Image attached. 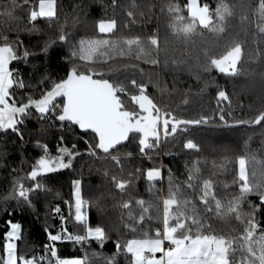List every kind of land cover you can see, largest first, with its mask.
Returning a JSON list of instances; mask_svg holds the SVG:
<instances>
[{"label": "snow or ice", "instance_id": "snow-or-ice-1", "mask_svg": "<svg viewBox=\"0 0 264 264\" xmlns=\"http://www.w3.org/2000/svg\"><path fill=\"white\" fill-rule=\"evenodd\" d=\"M28 3L29 0H23V4L12 0L11 7L6 5L0 10V17L17 19L16 9ZM111 4L114 12L117 7H123L126 19L122 27L129 34H117L119 29L115 15L97 21L99 35L79 40H74L61 24L57 40L68 45L69 67L58 80H49L45 75L40 83L48 81L47 87L38 96L21 93L20 99H17L15 89H24L26 85L18 69L11 65L21 58L26 60L30 53L25 50L23 57L18 55L17 48L22 44L18 36L10 42L7 35H0V133L11 132L23 141L21 126L33 116L40 121H58L61 128L67 124L70 128L76 126L85 132L90 131L92 140L85 141L87 150L83 154L115 166L116 171L110 180L120 194L128 193L141 176L152 192L156 182L164 179L163 166L153 164L146 169L135 167L134 171L127 172L125 178V165L121 161L122 158L131 159L132 153H124L122 157L119 149L126 142L135 141L140 156L151 161L154 155H159L162 142L167 144L169 138L187 133L190 126H207L212 123L213 117L199 114L196 118H185L178 114L179 105L173 108L165 102L161 106L148 95V84L138 83L136 79L129 81L135 89L134 93H130L122 81L113 78L118 71L113 62L134 59L155 66L160 63L158 56L163 50L164 64L167 66L169 39L187 46L207 32L216 38L213 43L221 50L213 52L209 48L202 49L203 71L216 70L235 77L241 73L239 65L244 58V48L236 39L218 43L226 37L229 22L235 14L234 5L228 0H217L214 8L202 0H185L183 5L175 0H166L160 6V11L168 17V34L163 40L156 29L133 33L130 27L151 22L155 9L151 0L147 3L128 0L126 5L111 0ZM249 7L252 20L249 21L247 15L241 16V24L253 23L260 38L264 39V0H256ZM27 19L32 25L30 31L38 30V19H46L51 26V22L58 19L57 0H38L35 6L27 9ZM51 43L54 41H46L42 51L46 52ZM184 51L187 52L186 47ZM256 51L259 56L260 49ZM196 59L199 63L200 56ZM181 63L183 60L171 59L173 65ZM120 67L139 68V65L121 63ZM139 70L143 75V69ZM164 91H168L167 87ZM129 97L134 107H129ZM223 101L231 106L227 92L220 88L216 93V115L221 126L264 127V107L248 118L226 120L225 115L231 117L232 113H225ZM181 103H190L187 94ZM63 141L64 137L61 136L53 155L48 144L36 140L35 146L41 149L42 154L35 159L25 176L13 179L11 191L4 199H15L18 205L33 207V196L45 187L41 178L62 169H72L74 161L82 153L77 150L76 144L67 146ZM245 145L247 149V142ZM183 148L199 152L201 146L192 138H187ZM213 167L224 169L225 165L213 162ZM186 173V179L179 181L169 169L167 188L155 190L154 203L136 197H129L120 203L121 209L127 210L126 216L122 213L120 222L132 234V238L117 239L112 254L93 252L89 256L85 252L83 256L63 257L59 255L58 242L83 245L94 240L103 248L109 239L105 227L89 223L85 209L93 202L84 198L82 182L75 179L72 181L73 201L65 203L69 204L70 216L76 225L82 227V234L68 230L67 218L57 205L52 211L59 216L60 228L53 232L45 227L48 243L43 245L41 254L29 256L18 250L22 225L8 220L0 243V264H95L93 257L101 256L103 264H119L120 257H124L127 264H264V155L246 150L236 156L233 178L230 184L223 183L222 194L218 193L213 179L202 176L199 158L190 165L186 164ZM104 175H109L107 168ZM25 181L31 183L26 185ZM253 194L258 198V203L249 199ZM146 218L160 220L162 226L156 227L154 233L141 231ZM215 221L221 222L220 227H214Z\"/></svg>", "mask_w": 264, "mask_h": 264}, {"label": "trees", "instance_id": "trees-1", "mask_svg": "<svg viewBox=\"0 0 264 264\" xmlns=\"http://www.w3.org/2000/svg\"><path fill=\"white\" fill-rule=\"evenodd\" d=\"M27 6L16 9L17 19L10 20L7 17H0V35H7L9 41H15L17 36L22 41L17 48L18 55L23 57L27 50L30 55L25 60L21 58L14 61L12 68L18 67L22 70V78L26 87L17 94L20 99L21 93H32L36 96L47 87L48 81L40 83L41 79L47 75L49 80L60 79L65 75L68 64V45L57 40L58 30L61 24L66 31L70 32L74 40L89 38L99 35L96 23L102 18H111L115 15L118 21V35L129 34L123 29V21L126 19L123 7L113 10L111 0H57L58 19L49 22L46 19H38L36 29L29 30L32 25L27 19V9L32 7L30 2ZM34 1V0H33ZM148 0H138L139 3H147ZM166 0L159 1L158 18L157 13L153 14L151 22L144 25H131L133 33L150 32L156 29L163 40L168 34V17L160 11V6ZM183 5L185 0H175ZM212 8L217 0H202ZM234 5V16L230 20V27L226 37L218 43L223 44L225 40L236 39L242 43L244 48V58L240 64L241 73L238 76H226L216 70L210 72L203 71L202 49L209 48L210 51L218 52L213 42L216 38L212 34L205 32L203 37L195 38V42L185 46L181 42L169 39L167 66L164 64L165 54L160 52L158 65H151L143 61L128 59L113 62L114 68L118 69L113 78L122 81L130 93L135 89L129 83L131 79H136L138 83L148 84V95L155 98L161 106L168 102L173 108L179 105L178 114L185 118H196L199 114H207L213 117L212 123L202 127H189L187 133L178 134L174 138H169L167 144L162 142L159 155H154L153 160L142 158L139 154L135 141H129L124 147L119 149V154L131 152V159H123L125 165V178L127 172L134 171L135 167H147L155 164L163 166V181L156 182L155 188L150 192L149 185L143 176L134 182V187L128 193L120 194L110 180L111 175L116 171L111 162L95 160L86 154L87 144L91 142L92 134L81 135L77 128H61L60 123L49 120L40 121L35 116L26 119L21 126L24 133L23 141L15 134L0 135V243L7 230L6 221L12 220L22 225V239L18 241V250L26 255H39L42 253L43 245L48 243L45 227L55 232L60 228L59 216L53 213L52 209L59 205L61 214L67 218V228L74 233L82 234L83 229L77 226L72 216H70L69 204L72 202V181L80 179L82 182V194L85 199L92 201L85 210L89 223L92 226L100 224L108 232L109 239L105 241L101 248L96 241L92 240L83 245H73L71 242H58L59 255L70 257L74 255L83 256L85 252L92 256L93 252L110 255L115 251V241L117 239H130L132 234L123 228L121 224L122 213L126 216V211L121 209L120 203L129 197L142 198L146 202H155L156 189L167 188V177L169 169L174 177L179 181L186 179V164L190 165L194 159H200L202 176L215 181L218 193L222 194L223 183H231L235 169L236 156L243 154L246 150H252L259 155H264V127H238L232 129H222L221 122L216 115L217 103L216 93L218 89H224L231 100L229 107L227 101L222 102L225 113L231 112L232 116L225 115L226 120L232 118H248L264 107V39H261L254 24L246 22L241 24V16L247 15L249 21L252 20L250 5L256 0H228ZM18 4H23V0H17ZM128 0H118V4L126 5ZM12 6V0H0V10L4 6ZM67 19V23L65 20ZM256 33V35H254ZM46 41H54L47 51H42ZM185 47L187 52L184 51ZM257 48L260 55L257 56ZM200 56L199 63L196 57ZM183 60L179 65L171 64V59ZM121 63H135L139 68H121ZM143 69V75L140 70ZM167 87V92L164 91ZM187 94L190 103L183 105L181 102ZM129 107H134L128 98ZM64 137L63 143L67 146L76 144L77 150L82 153L74 161L72 169H62L49 173L41 178L44 190L32 198L33 207L19 204L15 199L5 200L12 188V181L15 177L25 176L31 170V165L35 159L42 154L41 149L35 146V141L40 140L48 144L49 151L55 155L60 137ZM187 138H192L199 143V152L186 150L183 142ZM245 142H247V149ZM167 153V155L165 154ZM117 154V153H113ZM223 163L224 169L213 167ZM109 170V175H104V170ZM16 171H13V170ZM26 185L30 181H25ZM163 195V193H160ZM253 202L258 203V198L253 194L249 196ZM162 214V204L160 205ZM74 213V209L72 210ZM138 212V210H137ZM155 215V209H153ZM221 222L215 221L214 227H220ZM162 226L160 220L146 218L141 231L154 233L156 227ZM95 264H103V257H93ZM119 264H127L124 257L119 258Z\"/></svg>", "mask_w": 264, "mask_h": 264}, {"label": "water", "instance_id": "water-1", "mask_svg": "<svg viewBox=\"0 0 264 264\" xmlns=\"http://www.w3.org/2000/svg\"><path fill=\"white\" fill-rule=\"evenodd\" d=\"M13 64H14V62L12 63L11 67L13 66ZM239 66H240V65H239ZM242 126H244V127H257V126L239 125V126H234V127H223V126H221V127H218V128H222V129H232V128H238V127H242ZM73 127L77 128L81 135H87V134H90V131H89V132H85L84 130H80V129H79L78 127H76V126H73ZM190 127H202V126H190ZM126 144H127V142H126Z\"/></svg>", "mask_w": 264, "mask_h": 264}, {"label": "built area", "instance_id": "built-area-1", "mask_svg": "<svg viewBox=\"0 0 264 264\" xmlns=\"http://www.w3.org/2000/svg\"><path fill=\"white\" fill-rule=\"evenodd\" d=\"M159 1L160 0H151V2L155 4V11L158 10L157 8H158V5H159ZM30 3H31V5H33L34 4L33 0ZM14 69H18L20 77H22V70L20 68H18V67H15ZM15 91L18 94V93H20L22 91V89L16 88ZM1 134H3V133H0V135Z\"/></svg>", "mask_w": 264, "mask_h": 264}, {"label": "rangeland", "instance_id": "rangeland-1", "mask_svg": "<svg viewBox=\"0 0 264 264\" xmlns=\"http://www.w3.org/2000/svg\"><path fill=\"white\" fill-rule=\"evenodd\" d=\"M33 2H34L33 5H31V3H30L31 6H35L38 3V0H34ZM147 2H149V0ZM157 9L159 10V5H158V8ZM158 10L155 11V9H154V13L155 14L157 13V18H158Z\"/></svg>", "mask_w": 264, "mask_h": 264}]
</instances>
